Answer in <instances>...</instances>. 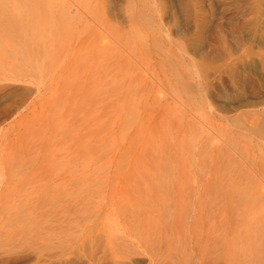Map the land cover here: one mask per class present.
Listing matches in <instances>:
<instances>
[{"label": "rangeland", "instance_id": "obj_1", "mask_svg": "<svg viewBox=\"0 0 264 264\" xmlns=\"http://www.w3.org/2000/svg\"><path fill=\"white\" fill-rule=\"evenodd\" d=\"M261 213L264 0H0V264H200L157 245Z\"/></svg>", "mask_w": 264, "mask_h": 264}, {"label": "bare ground", "instance_id": "obj_2", "mask_svg": "<svg viewBox=\"0 0 264 264\" xmlns=\"http://www.w3.org/2000/svg\"><path fill=\"white\" fill-rule=\"evenodd\" d=\"M45 27V24L43 28L39 26L36 33L49 35ZM223 221L212 226L184 228L186 240L158 244L156 260L201 264L212 256H219L224 264H264V213L251 219L243 218L237 225L229 222L225 225Z\"/></svg>", "mask_w": 264, "mask_h": 264}]
</instances>
